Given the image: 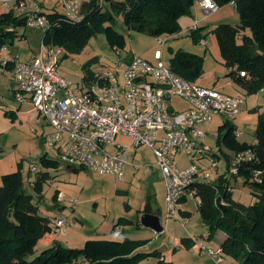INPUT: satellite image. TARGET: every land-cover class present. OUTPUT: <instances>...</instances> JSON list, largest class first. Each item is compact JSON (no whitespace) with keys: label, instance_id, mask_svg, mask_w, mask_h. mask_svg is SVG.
Returning <instances> with one entry per match:
<instances>
[{"label":"built area","instance_id":"1","mask_svg":"<svg viewBox=\"0 0 264 264\" xmlns=\"http://www.w3.org/2000/svg\"><path fill=\"white\" fill-rule=\"evenodd\" d=\"M86 1L60 0L63 12L76 21L85 18L82 7ZM0 2L8 11L21 15L26 27L43 30L49 27L39 0ZM196 2L206 14L220 8L215 0ZM231 4L235 5V0ZM197 25L196 20L194 28ZM7 30L14 31L15 27ZM170 36L157 37V44L162 46L157 51L160 59ZM199 43L206 45V39L201 38ZM7 50V45L1 49L2 52ZM120 51L115 68L94 70L95 75L89 81L82 78L75 83L59 68L62 47L43 42L31 60L11 58L13 65L9 71L19 84L16 98L32 101L52 128L46 136L47 145L57 151L62 162L75 167L109 174L121 181L128 165H138L132 161L130 152L142 145L149 147L165 178L168 218L180 219V207L187 199L201 204V197L193 187L198 181L214 185L218 193L216 203L226 205L228 202L215 183L223 176L224 188L233 192L231 179L239 177V167L252 161L255 154L252 149L228 153L226 167L219 173V162L223 159L220 147L206 143L204 124L219 115H240L246 104L245 97L228 95L218 88L186 80L163 61L153 62L137 54L129 58L126 52ZM8 60L10 58L2 59L0 69H6ZM240 74L245 75V71ZM174 97L185 100L188 107L176 109L171 103ZM120 133L129 136L131 144L117 141ZM235 134L239 137L242 131L237 129ZM181 154L189 159L185 167L180 166ZM32 170H37L36 165ZM64 198V193L60 192L58 199ZM71 203L76 208L78 200L71 198ZM67 224L65 217L58 218L54 222L55 230L61 231ZM114 235L120 236L121 231L116 229ZM194 241L197 250L207 253L216 264H223L227 254L221 245H212L203 238H194Z\"/></svg>","mask_w":264,"mask_h":264},{"label":"trees","instance_id":"2","mask_svg":"<svg viewBox=\"0 0 264 264\" xmlns=\"http://www.w3.org/2000/svg\"><path fill=\"white\" fill-rule=\"evenodd\" d=\"M196 1L107 0L108 8H105L100 0H89L83 4L85 18L81 21L70 19L64 12H45L49 27L44 32L43 42L81 51L97 31L103 30L112 48L125 49L126 36L115 28L116 14L123 16L129 30L155 37L173 35L181 32L180 19L192 13ZM215 1L222 7L232 0ZM235 6L240 23H220L211 32L218 40L224 65L228 68L226 76L249 94H254L264 89V0H235ZM24 25V18L13 10L0 14V52L4 45L15 44L19 37L17 28ZM10 26L15 30H7ZM202 30L204 27L191 29V37L196 43L206 38L207 34ZM170 50L174 54L170 60L173 71L189 81L201 76L203 55L183 49L175 53L172 48ZM12 65L10 59L5 67L10 70ZM2 66L0 55V68ZM242 71L245 75L240 74ZM94 75L90 67L83 79L89 81ZM252 110L259 113L255 142L240 141L235 134L237 126L228 121L219 126V141L234 152L253 150L254 159L239 167L238 176L252 188L256 201L252 204L236 201L233 192L224 188L223 176L215 184L220 186L221 194L228 202L226 205L216 203L218 193L211 183L198 181L193 184L202 200L199 212L209 227L208 238L213 239L218 231L226 233L227 238L221 246L235 260L233 264H264V112H260L259 107ZM40 164L44 170L38 171L31 181L33 193L25 190L23 163H19L15 171L1 176L0 264H138L152 256L159 258V264H173L167 262L157 249L139 251L149 239L128 237L87 239L82 247H66L54 239L47 248L30 258L39 241L52 235L55 229L52 219L42 215L34 201L36 196H43L45 183L53 178L49 169L60 168L62 161L45 153L40 157ZM59 193L60 190H56L53 195L55 202H58ZM119 225L120 222L114 224L112 233ZM181 243L190 249L195 241L184 237Z\"/></svg>","mask_w":264,"mask_h":264},{"label":"rangeland","instance_id":"3","mask_svg":"<svg viewBox=\"0 0 264 264\" xmlns=\"http://www.w3.org/2000/svg\"><path fill=\"white\" fill-rule=\"evenodd\" d=\"M100 2L105 5V8H108L107 0H100ZM60 8L61 6L58 5V9ZM225 9L230 17L223 22L234 25L239 24L240 20L234 8L229 6ZM215 17L213 16V18ZM212 26L213 24H210L205 33L207 34L206 39L210 42V47L199 42L196 43L191 37V31L181 32L170 37V40L166 42L163 47L162 59H160L157 58V51L161 50L162 46L157 44V37L129 30L123 21L122 15L116 14L115 23V28L123 33L127 39L126 48L121 49L123 53L126 52L131 56L141 54L152 60H157L156 62L163 61L167 65L170 64V60L174 55L170 48L173 49L174 53L179 49H183L203 55L205 59L203 72L195 80L197 84H215L219 90L226 94H242L246 98V106L249 109L259 107L264 112V89L249 94L226 76L228 68L217 53L219 57L216 56L214 51V44L212 43L214 36L210 31ZM44 32V30L38 28H28L29 39L20 38L10 48L19 52V57L25 60L28 52L32 49H40ZM248 32L250 33V31ZM62 51L59 55L61 73L75 83L82 81L86 70L90 67L95 71L115 68L116 61L120 57L119 52H121L109 45L103 30L97 31L83 50L72 51L62 47ZM0 55L3 58L10 54L9 52H0ZM1 71L4 73H1ZM0 79V87L3 82L4 84L15 82L10 71L6 69H0ZM0 93L4 94L1 89ZM171 103L178 110L188 107V103L180 97H174ZM34 115L28 123L12 131L8 136V140L4 138L2 141V137L0 138V171L2 173L15 171L19 163H23L24 187L29 193H33L31 181L34 180L38 171L44 170L40 164L41 155L48 153L51 158L58 157L55 150L47 145L46 137L43 138L38 133V130L42 128L46 121L45 118L42 116L40 118L36 113ZM225 121L234 124L242 131L239 136L240 141L255 142L256 127L251 122H241L239 115L236 118L219 115L213 121L204 124L207 129L206 141L208 143H211L214 147L217 146L218 127ZM47 127L49 132L51 126ZM117 141L131 144L132 139L120 133ZM221 147L225 148L223 145ZM133 151L136 152H130L132 161L139 164V166L128 165L125 177L121 181L112 175L103 174L99 171L79 170L66 162H62L58 169H49L53 178L45 183L43 196H36L34 202L39 206L42 215L52 219L53 225L58 218L65 217L67 219L68 224L63 230L56 231L53 228V234L63 246L82 247L85 240L89 238L128 237L137 240L149 239V243L140 247L139 251L151 252L157 249L164 251L167 258H171L174 248H176V245L179 246L177 244L178 238L189 237L190 233L198 238L202 236L208 238L209 227L198 211L194 213L191 219H187V222L173 218H169L167 221L166 183L161 168L154 163L156 160L155 155L149 147L143 145L134 148ZM224 164V160H221V168L224 167ZM33 165H36L37 170H32ZM234 186V199L236 201L244 204H252L256 201L252 188L245 183L242 177ZM56 190L64 193L65 198L62 201L58 199V202H55L53 200ZM71 198L78 200L76 208L71 203ZM148 205H151L154 210H160L164 230L159 235L152 228L141 223L142 212ZM117 222H120V227L124 231L120 237L112 233L113 226ZM220 233L216 234L220 235ZM216 237L219 238V236ZM48 246L46 240H40L35 253L30 258H34ZM230 259L227 257L224 264H228ZM173 261L175 264H216L205 252L199 254L198 250L186 247H180L176 250ZM138 264H159V258L152 256Z\"/></svg>","mask_w":264,"mask_h":264},{"label":"crops","instance_id":"4","mask_svg":"<svg viewBox=\"0 0 264 264\" xmlns=\"http://www.w3.org/2000/svg\"><path fill=\"white\" fill-rule=\"evenodd\" d=\"M41 5L43 6V9H44V12H53V11H59V12H63V7L61 5V2L60 0H54V2H52V0H39ZM89 1V0H87ZM58 5L61 6L60 9H58ZM229 6H231V8H234L236 14H238L237 12V9H236V6L231 4V2L229 4H226L222 7H220L216 12L214 13H211V14H206L205 10L201 7V5L196 2L194 7L192 8V13L189 14V15H186V16H183L181 19H180V23H181V27H182V30L181 32H189L191 31L192 28H194V23L195 21L197 20L198 21V25L197 27H204V30H202V33L205 34L209 25L210 24H213V26L210 28V31H212L218 24L220 23H227V22H223V21H227L230 17V15L228 14L227 11H225L226 9L225 8H228ZM8 11L3 5L2 3H0V14L4 13ZM17 15H19L17 13ZM213 16H216L215 18H213ZM238 17H239V20H240V16L238 14ZM214 19V20H213ZM27 29L28 27H26L25 25L24 26H21V27H18L17 28V32H18V35L19 37L15 40V43L17 40H19L20 38H25V39H29V35L27 34ZM40 30H43L41 28H38ZM45 31V30H44ZM179 32V33H181ZM177 33V34H179ZM213 33V32H211ZM177 34H173L172 36H175ZM170 36V37H172ZM213 46H214V51H215V54L217 53L222 62L224 63V60L221 56V51H220V47H219V44H218V40L215 36V34L213 33ZM206 39V38H205ZM170 40V38H169ZM42 43H43V40H42ZM206 46H209L210 45V42L206 39ZM8 46V50L6 52H9L10 55H6L4 56L2 59H4L5 57L7 58H13V57H16L18 56L19 59H21V57H19V52L15 51V50H12L10 47L11 45L9 44H6ZM15 45V44H14ZM13 45V46H14ZM41 46V45H40ZM210 47V46H209ZM32 49V48H31ZM2 52V51H1ZM4 52V53H6ZM39 52V49H32L30 52H28V56L27 58L24 60V61H29L31 60V58L33 57V55H35L36 53ZM216 54V56H218ZM141 55V54H139ZM143 56V55H142ZM218 56V57H219ZM131 57V54H129V58ZM145 57V56H144ZM156 57V56H154ZM148 58V57H146ZM158 58V56H157ZM149 60H152L150 58H148ZM22 60V59H21ZM153 62H156L157 60H152ZM170 66V64H169ZM3 70V69H2ZM8 70V69H6ZM1 73H4L3 71H1ZM12 77V76H11ZM14 80V79H13ZM1 81V79H0ZM195 82V81H194ZM202 86H206V87H215V88H218L215 84L214 85H202ZM1 89V92H3L4 94H1V100H0V138L2 137V141L5 139L8 140V136L9 134L14 131L16 128H18L19 126H22L24 125L25 123H28L34 115V113L37 114V116H39L41 118V115L36 111L32 101L27 98L25 101H19L17 98H16V93L17 91L19 90V84L15 81L13 84H3L1 85L0 87ZM221 91V90H220ZM223 92V91H222ZM229 95V94H228ZM236 95H242V94H236ZM235 95V96H236ZM246 99V98H245ZM260 112H262V110L260 109ZM240 116V120L241 122H251L255 127L257 126V122H258V116H259V113L258 112H254L252 109H249L246 104H245V107H244V110L242 111V113L239 115ZM236 118V117H235ZM226 122V121H225ZM224 122V123H225ZM47 126H49V124L45 121L42 128H40L38 130V133L43 137L45 138L47 136L48 133H50V131H52L50 128L49 132L47 131ZM237 129H239L237 127ZM256 129V128H255ZM207 130V129H206ZM240 130V129H239ZM48 132V133H47ZM46 133V134H45ZM218 137L216 139V144L217 146L216 147H219L220 146V151H221V154L223 157V159H220L221 160H224L225 164H224V167L221 168L220 166V162H219V173L221 171H223L226 167V163H227V155L228 153H231V152H234L228 148H226L222 142L220 143L219 141V137H220V132H219V127H218ZM45 136V137H44ZM206 143L212 147H214L211 143H208L206 141ZM224 146L225 148L221 147V146ZM221 149H223L224 151H222ZM134 150V149H133ZM131 151V152H136V151ZM56 154H57V151H55ZM224 152V153H223ZM226 155V156H225ZM58 156V155H57ZM58 158V157H57ZM226 159V160H225ZM179 160H180V166L181 167H185L188 165L189 163V159L188 157L184 156V155H179ZM156 161V160H155ZM155 163V162H154ZM156 164V163H155ZM73 166V165H72ZM135 166H139L138 165H135ZM75 167V166H74ZM78 168V167H76ZM126 171H127V167H126ZM5 172H1L0 171V179H1V176L4 174ZM219 173H217V171L214 172V174L217 176L219 175ZM126 174V173H125ZM241 176H239L238 178H233L231 180L233 186L235 185L236 182H238L239 178ZM235 188V186H234ZM166 196V195H165ZM233 197H234V191H233ZM151 206V205H150ZM199 206L197 204V202L194 200V199H187L180 207V216L182 220L184 221H188L189 219H191L194 215V213L196 211L199 212ZM152 207V206H151ZM145 210V209H144ZM152 210H153V213L155 214H159L160 215V210H154V208L152 207ZM183 211V212H182ZM144 211L142 212V215H143ZM200 213V212H199ZM141 215V216H142ZM201 215V214H200ZM168 217H167V221H168ZM188 219V220H187ZM161 220V218H160ZM177 220V219H176ZM142 223V222H141ZM162 224V222H161ZM143 225V224H142ZM163 226V225H162ZM148 227V226H147ZM151 228V227H149ZM116 229H119L121 231V235L124 233V231L122 230V228L120 227V225L116 228ZM153 229V228H152ZM154 230V229H153ZM163 230H164V226H163ZM162 230V231H163ZM155 231V230H154ZM156 232V231H155ZM220 233V235H215L213 239H209V238H205L204 237L203 239L207 240L209 243H211L212 245H221L223 243V241L227 238V235L226 233H224L223 231H218ZM217 232V233H218ZM158 235L161 233V232H156ZM120 235V236H121ZM190 238L194 239V238H198L196 235L190 233L189 234ZM120 236H117V237H120ZM216 236H219L216 237ZM201 237V236H200ZM201 237V238H202ZM123 237L121 238H115L114 239H122ZM184 238V237H182ZM182 238H178L177 239V244L179 246L176 245V248H174V251H173V255H171V258L166 256L165 252L164 251H161L162 254H163V257L165 258V260L167 262H172L173 264L174 261H173V256H174V253L176 252V250L180 247H185L182 245L181 243V239ZM54 239H57V237L55 236V234H52V235H47L46 238H44V240H46V244L50 245L52 243V241ZM89 239H99V238H89ZM58 240V239H57ZM134 240H137V239H134ZM86 241V240H85ZM195 246V243L194 245L190 248V249H194V250H197V248L194 247ZM189 249V248H188ZM160 251V250H159ZM199 254H202L203 252L199 251ZM207 254V253H206ZM209 257V256H208ZM227 257L231 258L230 261L228 262V264H233L235 262V260L228 256ZM226 257V258H227ZM210 258V257H209ZM226 260V259H225ZM225 263V261L223 262V264Z\"/></svg>","mask_w":264,"mask_h":264},{"label":"water","instance_id":"5","mask_svg":"<svg viewBox=\"0 0 264 264\" xmlns=\"http://www.w3.org/2000/svg\"><path fill=\"white\" fill-rule=\"evenodd\" d=\"M141 222L144 226L153 228L156 232H162L163 226L161 224L160 215L153 213L152 207L148 205L143 215L141 216Z\"/></svg>","mask_w":264,"mask_h":264},{"label":"bare ground","instance_id":"6","mask_svg":"<svg viewBox=\"0 0 264 264\" xmlns=\"http://www.w3.org/2000/svg\"><path fill=\"white\" fill-rule=\"evenodd\" d=\"M206 44H207V43H206ZM219 147H220V146H219ZM221 150L224 151L223 149H221ZM223 153H224V152H223ZM226 155H227V157H228V154H226ZM226 155H225V156H226ZM225 160H226V159H225ZM231 180H232V179H231ZM69 200H70V199H69ZM62 230H63V229H62Z\"/></svg>","mask_w":264,"mask_h":264}]
</instances>
